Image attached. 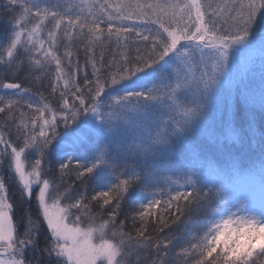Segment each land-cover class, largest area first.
Listing matches in <instances>:
<instances>
[{"label":"snow or ice","instance_id":"1","mask_svg":"<svg viewBox=\"0 0 264 264\" xmlns=\"http://www.w3.org/2000/svg\"><path fill=\"white\" fill-rule=\"evenodd\" d=\"M0 23V264H264V0H0Z\"/></svg>","mask_w":264,"mask_h":264},{"label":"trees","instance_id":"2","mask_svg":"<svg viewBox=\"0 0 264 264\" xmlns=\"http://www.w3.org/2000/svg\"><path fill=\"white\" fill-rule=\"evenodd\" d=\"M7 31H8L7 25L5 23H0V36H3ZM129 43H130V49L133 50L131 52L132 55H135V52H134L135 47H137V46H141L142 47V45H137L134 41H130ZM114 48H115V43L113 42L112 49H114ZM112 49H107V48L105 49V52H106L105 61H107V59L111 58L110 54H111ZM60 51H61V53L63 52V47H61ZM100 51H101L100 48L96 49L97 58H99ZM84 59H85V56H84L83 49L81 47V49L79 51V61H80V65H81V71L79 72V74L76 77L79 80L80 83H83V78H84V69H83ZM73 63L75 64V58L73 60ZM87 72L89 74V79H91L92 78L91 77V72H92L91 65H88ZM47 83L48 82L46 80L45 81V89H42V91L45 92V95H47L48 91H50V89H47ZM30 86H32V85H30ZM32 87H33V91H36V86H32ZM243 114H244V110L241 109V111L235 116L234 119H235V122L237 124H239L240 118L243 116ZM225 119H227V115H225ZM218 120H219V117H218ZM220 131H222V129L217 128V132H220ZM14 191H15V189L13 188L10 191V194L12 192H14ZM16 196H17V199H18V193H16ZM32 207H33V213H34V211H35L34 205ZM16 215H17V217H19V215H20V210L19 209H17ZM121 218H123V217H121ZM188 227H189V229H193L195 227V225L194 224H190Z\"/></svg>","mask_w":264,"mask_h":264},{"label":"rangeland","instance_id":"3","mask_svg":"<svg viewBox=\"0 0 264 264\" xmlns=\"http://www.w3.org/2000/svg\"><path fill=\"white\" fill-rule=\"evenodd\" d=\"M0 37H2V36H0Z\"/></svg>","mask_w":264,"mask_h":264}]
</instances>
